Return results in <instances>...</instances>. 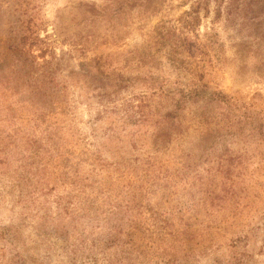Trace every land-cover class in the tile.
I'll list each match as a JSON object with an SVG mask.
<instances>
[{"label": "rangeland", "instance_id": "obj_1", "mask_svg": "<svg viewBox=\"0 0 264 264\" xmlns=\"http://www.w3.org/2000/svg\"><path fill=\"white\" fill-rule=\"evenodd\" d=\"M244 23L228 0H0V264H264Z\"/></svg>", "mask_w": 264, "mask_h": 264}, {"label": "trees", "instance_id": "obj_2", "mask_svg": "<svg viewBox=\"0 0 264 264\" xmlns=\"http://www.w3.org/2000/svg\"><path fill=\"white\" fill-rule=\"evenodd\" d=\"M218 1V0H217ZM221 1V0H220ZM228 14L232 15L235 18H241L245 21L244 24H254V29L257 31V39L259 40V46L264 44V0H228ZM248 43V42H245ZM193 42L189 40H183V46L187 48V50L192 54ZM205 84L199 83L198 80H188V82L178 81L177 86L174 90L175 95L179 94L185 98H199L203 92H206L205 88H203ZM217 93L211 94L210 98H208L212 102H225L229 108H231V103L229 100L223 99V95L217 96ZM219 103V102H218ZM142 109V105H138ZM146 114H140V117H145ZM149 117V116H147ZM165 117V126L161 125V130H171V127L168 125L170 122L175 123L176 115L172 117L167 115ZM171 120V121H169ZM164 132V131H163ZM160 134V133H159ZM167 134V132H165ZM171 134V133H170ZM168 134V135H170ZM168 137V136H164Z\"/></svg>", "mask_w": 264, "mask_h": 264}]
</instances>
